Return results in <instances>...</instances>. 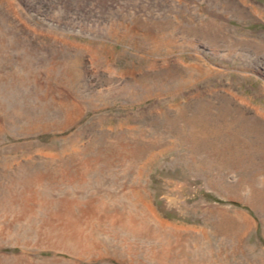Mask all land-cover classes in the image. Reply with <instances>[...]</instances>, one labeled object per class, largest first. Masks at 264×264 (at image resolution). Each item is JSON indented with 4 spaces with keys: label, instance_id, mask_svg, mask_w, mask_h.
Here are the masks:
<instances>
[{
    "label": "rangeland",
    "instance_id": "1",
    "mask_svg": "<svg viewBox=\"0 0 264 264\" xmlns=\"http://www.w3.org/2000/svg\"><path fill=\"white\" fill-rule=\"evenodd\" d=\"M257 107L264 0H0V264H264Z\"/></svg>",
    "mask_w": 264,
    "mask_h": 264
},
{
    "label": "bare ground",
    "instance_id": "2",
    "mask_svg": "<svg viewBox=\"0 0 264 264\" xmlns=\"http://www.w3.org/2000/svg\"><path fill=\"white\" fill-rule=\"evenodd\" d=\"M258 109H259V107H257ZM259 111H261L260 113L264 116V111H262L261 109H259ZM259 111H257V112H259ZM238 130V129H237ZM8 200V199H7ZM9 202V201H8ZM11 204V203H10ZM162 221H163V219H162ZM147 224V223H146ZM133 225V224H132ZM133 226H135V225H133ZM132 227V226H131ZM141 231V230H140ZM140 231H138V232H140ZM170 232V231H169ZM137 233V232H136ZM172 233V232H171ZM174 233V232H173ZM170 243V242H169Z\"/></svg>",
    "mask_w": 264,
    "mask_h": 264
}]
</instances>
